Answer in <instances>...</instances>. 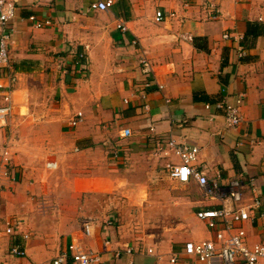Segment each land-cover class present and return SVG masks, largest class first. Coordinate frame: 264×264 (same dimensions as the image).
Instances as JSON below:
<instances>
[{"label": "crops", "instance_id": "0c3cea01", "mask_svg": "<svg viewBox=\"0 0 264 264\" xmlns=\"http://www.w3.org/2000/svg\"><path fill=\"white\" fill-rule=\"evenodd\" d=\"M19 1L0 73V104L9 90L14 104L0 122V264H51L72 242L100 252L98 264H206L170 262L186 241L213 237L197 212L221 206L194 179L170 176L180 158L157 143L172 139L199 146L209 178L243 179L244 203L261 198L243 225L250 246L264 240V34L245 38L264 0H114L106 11L93 0ZM143 57L163 85L145 97ZM241 92L243 122L228 130L215 102ZM17 217L23 227L8 234Z\"/></svg>", "mask_w": 264, "mask_h": 264}, {"label": "built area", "instance_id": "2783aa9c", "mask_svg": "<svg viewBox=\"0 0 264 264\" xmlns=\"http://www.w3.org/2000/svg\"><path fill=\"white\" fill-rule=\"evenodd\" d=\"M19 2V0H0V73H4L11 66L10 47L15 39L11 24L17 15ZM113 4L114 0H93L90 8L106 11ZM165 17V13L158 10L155 20L162 22ZM216 17V14L212 16V18ZM258 20L264 24L263 15ZM45 23L49 24L50 21L46 20ZM117 28L123 34L128 31V26L122 19L118 20ZM226 36L229 37V34ZM88 48L89 46L86 45V49ZM81 55L83 56V53ZM141 64L147 77L142 94L145 97L146 88L156 83L162 89L163 85L158 82L147 57L141 59ZM245 96V93H239L235 102L224 97L216 100L215 105L223 111L228 130L240 126L243 122L241 107ZM3 101L4 103L0 104V122L6 121L12 115L14 104L10 90L3 95ZM206 107L210 108L211 104L206 103ZM82 119L83 112L79 111L71 119L70 124L76 126ZM131 135V128L125 127L122 130L123 137ZM157 148L159 151L165 152L166 156L172 155L173 152L180 158L178 163H169L167 166L171 177L184 183L194 179L201 188L204 198L216 200L221 204V206L209 207L197 212L198 217L206 221L213 237L202 241H186L183 251L173 254L170 262L177 263L182 256H188L206 264H259L264 259V240L250 246L246 240L247 231L243 224L250 220L251 212L262 205L261 198L255 196L251 203H244L245 182L241 178H231L226 183H221L216 178H209L206 170L197 164L200 153V148L197 145L176 142L172 139L165 143L158 142ZM1 154L3 159L8 161L10 154L8 146L2 149ZM23 224L24 219L12 218L6 221L5 230L8 234H14L21 230ZM85 231L86 234H91L90 223L85 224ZM105 244H110V240H107ZM126 252L131 253L132 249L128 248ZM150 252H152L151 249ZM10 253L14 256L27 255L26 249L20 245L11 246ZM119 254L118 251L116 255L119 256ZM158 258L162 259V256L159 255ZM100 261V252L84 248L80 243L72 242L66 250L51 260V264H98Z\"/></svg>", "mask_w": 264, "mask_h": 264}, {"label": "trees", "instance_id": "16d2710c", "mask_svg": "<svg viewBox=\"0 0 264 264\" xmlns=\"http://www.w3.org/2000/svg\"><path fill=\"white\" fill-rule=\"evenodd\" d=\"M264 34V25L259 21H249L247 24V32L245 38H257Z\"/></svg>", "mask_w": 264, "mask_h": 264}]
</instances>
